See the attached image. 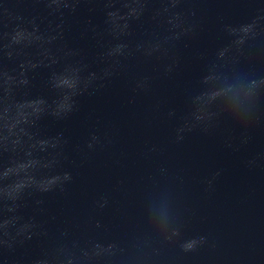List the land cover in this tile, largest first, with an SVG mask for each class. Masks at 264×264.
Instances as JSON below:
<instances>
[{"label": "water", "instance_id": "water-1", "mask_svg": "<svg viewBox=\"0 0 264 264\" xmlns=\"http://www.w3.org/2000/svg\"><path fill=\"white\" fill-rule=\"evenodd\" d=\"M0 264H264V0H0Z\"/></svg>", "mask_w": 264, "mask_h": 264}]
</instances>
